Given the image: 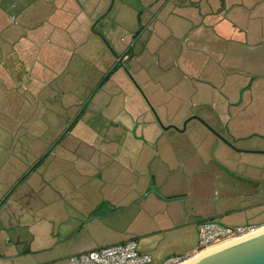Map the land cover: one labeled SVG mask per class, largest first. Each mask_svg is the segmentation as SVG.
I'll return each instance as SVG.
<instances>
[{
  "label": "rangeland",
  "instance_id": "1",
  "mask_svg": "<svg viewBox=\"0 0 264 264\" xmlns=\"http://www.w3.org/2000/svg\"><path fill=\"white\" fill-rule=\"evenodd\" d=\"M185 1L114 0L112 9L99 20L108 11L111 0H82L85 14L81 24L85 23L87 33L80 32L78 36L75 32L78 19L63 14L56 8V2L53 10H49V14L53 12L50 22L53 29L50 27L49 33L47 28L46 33L34 29V61L30 64L34 67V79L28 76L21 80H5L7 86L22 90L16 96L6 97L5 104L8 105L9 98L10 103H19L22 119L32 121V128L26 126L18 131H21L22 143L31 139L33 144L8 145L10 150H15L6 159L7 165L17 163L15 159L20 153L15 151L21 150L23 167L28 164L29 170L34 169L33 197L26 195L24 189V217L21 224L10 229L20 234L14 250L25 253L27 249L35 251L53 246L58 206L62 208L64 202H81L85 194L80 191L81 187L93 196L96 187H139L140 190L152 187L150 191L153 192H148L150 196H143L147 189L140 191V201L115 222L119 235L125 234L129 240L138 237L141 246L148 239L155 245L161 241L164 245L171 243V235L172 239L178 237L180 229L159 232L164 220L174 217L179 222H187L193 220L196 211L205 212L206 208L213 215L205 218L215 220L220 228L251 227L262 219L264 52L258 54L257 47L251 44L260 37L257 30L264 29V11H255L261 17L260 22L255 15L236 16L240 11L232 8L226 14L217 8L214 14L202 15L178 8L180 2L184 4ZM207 3L202 2L203 5ZM218 3L219 0L213 1L214 5ZM185 4L182 7L189 6V2ZM12 13V18L16 19L17 13ZM231 23L244 29L234 30L230 28ZM245 26L250 29L248 33H243ZM90 35L92 40L103 43L100 47L105 54L100 53L97 45L88 42ZM88 48L85 62L80 57ZM4 65L12 76L16 72L23 73V68L12 57L6 59ZM217 65L253 79V85L243 93L242 102L231 108L241 116L239 122L231 123L239 136L236 140L222 135L202 117L212 112L211 107L200 108L191 102L200 83L208 78L202 75L203 68L207 67L206 72L211 73L217 70ZM25 88H29V92H25ZM73 89H79L81 105L65 108L63 104H70L78 94H71L69 98L67 94L63 96L61 90ZM234 98L240 100L241 95L238 93ZM162 100L179 111L172 109L173 115L179 116L168 130L153 103ZM102 105L148 109V114L163 131L158 134L156 128L147 126L145 122L149 120L144 116L138 122V133L153 138L151 149L141 150L134 146L132 153L125 155L123 162L119 161V144L92 135L89 131L92 128H88L84 118L73 123L85 106ZM191 110L192 115L184 119V112ZM141 114L144 113L141 111ZM226 118L228 124V115ZM196 127L204 130L206 127L207 135L213 140L195 138ZM213 134L221 140L218 147L214 145L218 141ZM124 135L119 134L120 137ZM81 136L87 143L77 139ZM185 138L187 140H182ZM119 172L123 173L122 177L115 182V173ZM56 187L61 192L54 190ZM26 209H32V216H26ZM7 244H2L4 249L8 248ZM64 250L65 246L58 244L51 253L63 256ZM41 253L36 254L40 257ZM26 258L22 256L20 261Z\"/></svg>",
  "mask_w": 264,
  "mask_h": 264
},
{
  "label": "crops",
  "instance_id": "2",
  "mask_svg": "<svg viewBox=\"0 0 264 264\" xmlns=\"http://www.w3.org/2000/svg\"><path fill=\"white\" fill-rule=\"evenodd\" d=\"M205 1L208 3L203 5V0H187L184 4L180 2L181 6L178 8L189 10L190 12L194 11L196 14L201 13L202 15L214 14L217 8H221L226 14V11L232 8L240 11V13L236 12V16L252 17V15H255L257 21H262L261 17L259 18L255 11L256 9L264 11V0H219V3L216 5L213 4L214 0ZM188 2L189 6L185 8L182 7ZM52 3L53 7H51ZM54 4L58 5L56 8L60 9L63 14L74 15L78 19L77 21L79 22L75 29L77 36L80 32L86 35L87 26L84 25L85 23L81 24V17L85 14V5L82 0H0V81L2 82L0 84V100H3L2 103L0 102V264H58V262L70 264L69 257L71 255L127 241L129 240L127 239L128 236L125 234L119 235V227L116 226L117 220L125 217L127 211L140 201V191L147 189L146 194L143 196L147 197L151 195L148 194V192L152 187H142L141 190L139 187H96L97 190H95L94 196L86 193V188L83 191V187H81L80 191L82 193L85 192L83 197L79 195L77 198L80 199L81 196V202H64L62 208L58 206L59 209L57 212L59 216L55 217L53 225V246L35 251L27 249L25 250L26 254L14 250L13 246L19 241L20 234L14 232V230L10 231V229L17 223L21 224V220L24 217L22 197L24 189L26 190V195L33 197L34 185L32 183V176L34 169L31 168L29 170L27 168L28 164L23 167L22 159H24V155L21 159L20 157L23 154L21 150L15 151L16 154L20 153L19 158L15 159L18 161L17 163L7 165L6 159L7 156L9 154L11 155L13 150H15H10L8 145L12 144L13 146V144L16 145V143L17 145L33 144L31 139L22 143L21 131H18L26 126L32 128V121L22 119L23 111H21L22 106H20L19 103H10V98L18 95L22 90L18 89V87L7 86L5 80L7 78H9V81L14 79L21 80L28 76L34 79V67L30 65L31 62L34 61V29H38V31L41 30L43 33H46L44 32L46 28L48 33L50 27L53 29V25L50 23L53 12L49 14V10H53ZM177 5L179 4L177 3ZM12 12L17 13L16 19L12 18ZM183 16L189 17L187 15ZM238 20L242 19L239 18ZM90 21L88 22L90 23ZM248 22H251V20ZM231 24L230 28L234 30L238 31L239 28L244 29V27L236 23ZM201 25H203L202 22L200 27ZM196 28H198V26H196ZM245 28L246 30H244L243 33H248L250 29L246 26ZM257 31H259V39L256 40L255 43L253 42V44H247L255 45V47H257L256 50H259L258 54H261L264 52V29H258ZM47 39L49 40L50 38ZM88 39V42H91L95 47L96 45L98 46L100 53L105 54L101 50L102 47L100 46L103 43L100 40H92L91 35L88 36ZM87 50H89V48L86 49L80 57L85 62L87 60ZM126 54H128V52H126L125 55ZM10 57L14 58L17 61V65L23 68L22 75L15 71L16 73L12 76V74L7 71V67L4 64L6 59ZM210 59L212 60L213 58L210 57ZM206 68L207 67L203 68L202 75L208 78L204 81L205 83H200L201 87L196 89L191 102L200 108H204L205 106H208V108L211 107L210 109H212V112L210 114H204L202 117L222 135L236 140L239 136H237V133L232 128L231 123L235 121L239 122L241 116L239 112L237 114L235 112L233 113L231 108L237 105L238 102L239 104L242 102L243 93L249 90L253 85V79L247 75L229 72L222 65H217V70L211 73H207ZM106 78H108V75ZM229 79L232 80L229 81ZM25 92H29V88H25ZM61 92L63 96L67 94L70 98L72 96L71 94L76 96L79 89H73L72 91L61 90ZM238 93L241 95L240 100L234 98ZM80 95L81 93H79L74 100H70V104H63V107L67 108L71 106L77 108L80 106L82 102ZM6 97H10L8 105L5 104ZM153 103L157 107L162 120L164 119L165 130L173 128V125L176 123L175 119L179 116L173 115L176 107L164 100L160 102L155 101ZM141 111L144 113L143 115ZM175 112L179 111L176 110ZM192 113V110L191 112L185 111L183 118L186 119L192 115ZM227 115L228 124L226 123L227 120H225L227 119ZM144 116L149 120L145 122L147 126L151 125V128H156L158 134L163 131V128L157 121L148 114V109L146 111L143 107L135 108L134 106L129 107L127 105L122 108L117 105L110 107L109 105H102L92 108H87V106H85L81 109L73 123L79 121L78 119L84 118L88 128H92V130H89L92 135L103 136L107 140L117 145L119 144L121 146V153L117 158L121 157L119 161H122L125 155L132 153L134 146H139L141 150H144L145 148L151 149V145H153V138L144 135L145 133H138V122ZM95 122L99 123V125H96ZM195 129L198 130V134H196L195 138H206L208 141L213 140L207 135L209 131L206 127L205 130L201 127H196ZM30 133L32 134V132ZM120 133H124V137H120ZM231 135L236 136L233 137ZM212 136L218 141L216 144H213L218 147L221 140L214 134ZM176 138L177 135L174 136L175 141L177 140ZM17 139L19 142H16ZM77 139L83 143H87L82 136L77 137ZM190 139V143L193 144V138ZM178 140L180 139L178 138ZM182 140L187 139L185 138ZM22 173H25L23 177L21 176ZM122 174V172L115 173V182L121 179ZM98 175L103 177L102 173ZM127 175L128 173H126L125 176L127 177ZM253 185L256 186L254 189L257 191V184L255 183ZM200 188L203 189L204 187ZM54 190L61 192L60 188L58 189L57 187L54 188ZM151 191L153 192V190ZM261 192L262 190L260 193ZM195 213L193 220H188L187 222H179V219L174 217H169L167 221L164 220V223L161 224V228H159V232L180 229V231H178L179 236H175L174 239H172L173 235H171V243L167 245H164L163 241L155 245L149 242L150 239L144 238L143 240H148L141 246L140 238L131 237L130 240L135 239L139 249L151 254L156 261H163L174 256H182L185 253L195 255L199 253L198 247L201 231L208 227L207 231L212 234L220 228L217 226L215 220L205 218L206 216L213 215L211 212H208V208H206L205 212L200 210ZM32 214V209H26L27 217L32 216ZM5 218H8V220L6 221ZM111 222H113L114 225H112ZM251 227L253 229L264 227V214L258 224ZM223 241L224 240H221L218 243ZM4 242L8 243V248L4 249V246H2ZM58 244H63L65 246V253L63 256L56 257V255L51 253V250L56 248ZM38 252H42L40 257L36 254ZM22 256L27 257L24 262L20 261Z\"/></svg>",
  "mask_w": 264,
  "mask_h": 264
},
{
  "label": "built area",
  "instance_id": "3",
  "mask_svg": "<svg viewBox=\"0 0 264 264\" xmlns=\"http://www.w3.org/2000/svg\"><path fill=\"white\" fill-rule=\"evenodd\" d=\"M208 229V227H206ZM207 229L201 231L198 251L229 238L241 237L254 229L252 227L218 228L210 234ZM194 256H174L157 262L151 254L141 251L135 239L81 252L69 257L70 264H180Z\"/></svg>",
  "mask_w": 264,
  "mask_h": 264
},
{
  "label": "water",
  "instance_id": "4",
  "mask_svg": "<svg viewBox=\"0 0 264 264\" xmlns=\"http://www.w3.org/2000/svg\"><path fill=\"white\" fill-rule=\"evenodd\" d=\"M113 3L114 0H111L108 11L99 20L109 13ZM184 264H264V227L256 233L203 253Z\"/></svg>",
  "mask_w": 264,
  "mask_h": 264
},
{
  "label": "bare ground",
  "instance_id": "5",
  "mask_svg": "<svg viewBox=\"0 0 264 264\" xmlns=\"http://www.w3.org/2000/svg\"><path fill=\"white\" fill-rule=\"evenodd\" d=\"M262 229H263V227H261V228H257V229H254L253 231H250L249 233H247V234H245V235H243V236H241V237L225 239V240H224L223 242H221V243H218V244H216V245H213V246H209V247H207L206 249L200 251L199 253L195 254L194 256H192L191 258L187 259L186 261H184V262H182V263H180V264H184V263H186V262H188V261H191V260L197 258L199 255H201V254H203V253H206V252H208V251L214 250V249H216V248H218V247H220V246H222V245H225V244L230 243V242H232V241H235V240H237V239H240V238L246 237V236H248V235H251V234H253V233H256V232H258V231H260V230H262Z\"/></svg>",
  "mask_w": 264,
  "mask_h": 264
}]
</instances>
